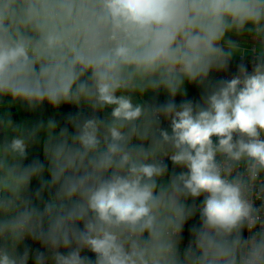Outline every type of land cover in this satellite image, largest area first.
<instances>
[{
  "label": "clouds",
  "instance_id": "9594fccd",
  "mask_svg": "<svg viewBox=\"0 0 264 264\" xmlns=\"http://www.w3.org/2000/svg\"><path fill=\"white\" fill-rule=\"evenodd\" d=\"M0 132V264H264V0H0Z\"/></svg>",
  "mask_w": 264,
  "mask_h": 264
},
{
  "label": "rangeland",
  "instance_id": "374dc122",
  "mask_svg": "<svg viewBox=\"0 0 264 264\" xmlns=\"http://www.w3.org/2000/svg\"><path fill=\"white\" fill-rule=\"evenodd\" d=\"M186 89H187V95L186 96H181V95H177L176 97V102L180 103L183 100H191L193 102H198L200 100L201 94H202V89L197 86V85H186ZM148 100L152 101L156 96H157V100L155 102L159 103L161 99H163L164 101L167 100V95L161 91L158 95L154 94H147L146 95ZM15 109H17L19 111V119L18 120H14L13 117V121L14 122H21V121H28V122H35V121H39V120H44L47 121L48 119L52 118L55 119L57 121V123L59 124L60 127H64L66 125H64V119L66 118L67 112L68 111H77L78 109L76 108V106L71 105V104H64L62 106H60L59 109H53L50 105H48L47 103H45L39 110L36 111H29L27 110V108L24 106L22 108V110H20L19 107L14 106ZM83 111H87L89 112V114L91 115L90 110L84 108ZM11 113V112H10ZM23 113V114H22ZM98 115H104V114H98ZM164 125L166 126L165 128L168 127L167 122H164ZM69 128L70 131H72V127L71 126H67ZM57 131H59V128L57 129ZM35 159H39L40 162L44 163V156H43V149H42V143L39 144H34L30 147L29 149V154L27 159L25 160V164H29L31 163L33 160ZM45 178H49L47 175V172H45ZM39 187V182L37 180H33L31 183V190L34 192L37 188ZM24 243H29L30 241L28 239H26L24 241ZM33 244V241L31 242L30 245ZM23 246L24 244L21 246V251L23 250ZM36 246H33L30 248L31 252H30V256H34L36 251L38 249ZM44 252V251H42ZM46 253V251H45ZM29 264H34V260L30 259L29 260Z\"/></svg>",
  "mask_w": 264,
  "mask_h": 264
},
{
  "label": "crops",
  "instance_id": "0c3cea01",
  "mask_svg": "<svg viewBox=\"0 0 264 264\" xmlns=\"http://www.w3.org/2000/svg\"><path fill=\"white\" fill-rule=\"evenodd\" d=\"M252 41L251 40H248L247 41V44L248 45H251ZM254 58L252 56H245L243 58V60L239 57V56H235L233 57V59L230 61L229 63V66H228V69L226 71H220V72H217V71H213L210 75H211V78L216 81V80H221V79H230L232 78V76H234L236 73H237V70H238V66L241 64V63H244L246 65L247 62H251ZM186 85H195V84H187ZM147 98V96L145 97ZM157 96L154 98L156 99ZM158 99V98H157ZM156 99V100H157ZM155 100V101H156ZM166 101H164L163 99L160 100L159 103H164ZM162 126L163 127H166L164 125V122L162 123ZM166 163L168 164V167H169V173H171V170H172V163L171 161H166ZM179 171V169H177ZM202 199V198H201ZM199 200L196 202L197 204H199ZM189 203H191V201H189ZM184 243L181 242V251H183V248H184Z\"/></svg>",
  "mask_w": 264,
  "mask_h": 264
},
{
  "label": "trees",
  "instance_id": "16d2710c",
  "mask_svg": "<svg viewBox=\"0 0 264 264\" xmlns=\"http://www.w3.org/2000/svg\"><path fill=\"white\" fill-rule=\"evenodd\" d=\"M8 98H5V103H7ZM16 107H19L20 110H22V108L24 107L23 105L17 104ZM22 107V108H21ZM11 112V116L13 117L14 120H18L19 117V111L17 109H15V107L13 106L10 109ZM23 114V113H22ZM25 121V120H24ZM3 133L0 132V139H2ZM199 224V215L197 214L195 217H193L192 219H190L189 221L186 222L184 230L182 232V239L181 241H190L191 239V235H190V229L193 225H197ZM245 235V231L243 233V236ZM31 244V243H30ZM24 243V246H28L29 248L33 246H36L34 243L32 245Z\"/></svg>",
  "mask_w": 264,
  "mask_h": 264
},
{
  "label": "flooded vegetation",
  "instance_id": "af4514ba",
  "mask_svg": "<svg viewBox=\"0 0 264 264\" xmlns=\"http://www.w3.org/2000/svg\"><path fill=\"white\" fill-rule=\"evenodd\" d=\"M78 111H80V110L78 109L77 111L75 110V111H73V112H72V111H68V112H67V115H66V118H65L64 121H63V122H64V125H66L65 122H66L67 118H68L70 115H74V114H76ZM84 114H85V115H90L89 112H87V111H84ZM66 126H71V125H66ZM28 240L30 241V243L33 241L31 238H28ZM33 243H34V244L36 245V247H37V248H35V249H38V250L41 251V252H42V251H44V252L46 251V250L44 249V247H43L39 242H37V241H33ZM28 244H29V243H28ZM60 251H61V252H66V250L63 249V248H61ZM85 254L88 255L90 258L94 259V254H92V253H90V252L82 253V255H85Z\"/></svg>",
  "mask_w": 264,
  "mask_h": 264
},
{
  "label": "built area",
  "instance_id": "2783aa9c",
  "mask_svg": "<svg viewBox=\"0 0 264 264\" xmlns=\"http://www.w3.org/2000/svg\"><path fill=\"white\" fill-rule=\"evenodd\" d=\"M246 67L248 69L249 72H251L252 70V61L251 62H247L246 63ZM248 237V233H247V230H245V235H244V238H247ZM184 243V246L186 247L189 243V241H181Z\"/></svg>",
  "mask_w": 264,
  "mask_h": 264
}]
</instances>
